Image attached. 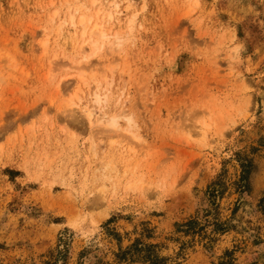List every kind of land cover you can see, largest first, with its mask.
<instances>
[{
	"label": "rangeland",
	"instance_id": "rangeland-1",
	"mask_svg": "<svg viewBox=\"0 0 264 264\" xmlns=\"http://www.w3.org/2000/svg\"><path fill=\"white\" fill-rule=\"evenodd\" d=\"M0 264H264V0H0Z\"/></svg>",
	"mask_w": 264,
	"mask_h": 264
},
{
	"label": "bare ground",
	"instance_id": "bare-ground-1",
	"mask_svg": "<svg viewBox=\"0 0 264 264\" xmlns=\"http://www.w3.org/2000/svg\"><path fill=\"white\" fill-rule=\"evenodd\" d=\"M80 8V7H79ZM89 8H85V12L84 14L82 15V17L78 20V17H77V14H79L81 12V9H76L74 12L70 9L69 12H67V16L65 14V17L63 20H61V23L58 24V27H60V29H63L65 28V26H82L84 27L85 29L83 30V33L82 34H88L89 31L87 29V27L90 25V23L93 21V17L90 16V15H87V12H89L88 10ZM91 10V9H90ZM99 13H97L96 15H98ZM66 17H68L66 19ZM54 21H55V18H54ZM88 25V26H87ZM89 28V27H88ZM58 29V30H60ZM95 30H97V27L94 28ZM65 34V33H64ZM93 38V36H92ZM119 38V37H118ZM84 39V38H83ZM80 40V39H79ZM100 41H98L99 43ZM86 55V54H85ZM96 98H97V101H100L101 100V97L99 95H96ZM88 117H92V114H89ZM116 124V122H113L111 121V126L114 127Z\"/></svg>",
	"mask_w": 264,
	"mask_h": 264
}]
</instances>
